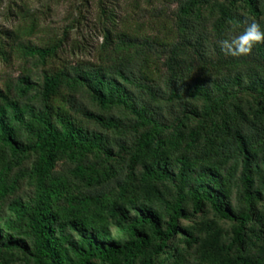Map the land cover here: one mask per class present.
Returning a JSON list of instances; mask_svg holds the SVG:
<instances>
[{"label": "trees", "instance_id": "16d2710c", "mask_svg": "<svg viewBox=\"0 0 264 264\" xmlns=\"http://www.w3.org/2000/svg\"><path fill=\"white\" fill-rule=\"evenodd\" d=\"M15 5L25 19L0 26V54L37 57L42 80L35 102L0 87V201L23 176L33 186L9 215L0 208V264L17 255L24 264H183L171 248L182 235L206 260L190 264H264V247L243 252L264 203V40L248 34L254 23L264 31L260 0H74L62 32L38 43L25 37L42 24L27 0ZM91 5L97 56L68 61L63 43L73 29L85 39ZM250 41L247 54H231ZM32 84L22 73L16 90ZM84 93L101 109L121 108L126 122L88 108ZM124 156L127 171L116 176L112 163ZM207 206L231 223L229 240L183 226Z\"/></svg>", "mask_w": 264, "mask_h": 264}, {"label": "rangeland", "instance_id": "374dc122", "mask_svg": "<svg viewBox=\"0 0 264 264\" xmlns=\"http://www.w3.org/2000/svg\"><path fill=\"white\" fill-rule=\"evenodd\" d=\"M18 0H0V26H8L13 27L25 18H23V13L19 12L18 7L15 5V2ZM74 0H27L28 7H30V13L35 15L39 22L42 24L38 29H36L33 33H28L25 38L30 39L34 43L39 42V38L47 37L52 31L62 32V28L69 22V16L67 12L71 10V4ZM261 3V21L264 23V0H260ZM47 5L50 7L48 8ZM176 7L175 3H172L170 8ZM241 12H246V9L241 4L238 6ZM85 15L83 23H81L80 27L82 32L85 34V39H81L80 33L76 30H72L69 33V39L63 43V53L68 61H76V60H90V58L94 55L96 58V50L99 49V45L101 43V38H95L93 34H89L90 31V23L93 21L95 9L93 5H91L88 10L82 11ZM86 23H89V26H86ZM236 34V33H235ZM91 35V36H90ZM238 35V34H236ZM80 39L79 45H86V50H79L76 48V44H74L77 40ZM88 42V45L87 43ZM62 46V47H63ZM92 47V48H91ZM91 50V51H88ZM119 51V50H118ZM118 51H110V58L112 59L115 53ZM120 52V51H119ZM93 60V59H92ZM58 62V61H57ZM41 62L37 57H22V56H12L10 61L6 62L3 60L2 55L0 54V87L6 88L8 87L11 93L21 101V102H35L36 91L38 85L41 83ZM22 73L28 75L29 80L33 83V88L27 91L26 94L18 93L16 90V86L20 81ZM78 99L84 103L88 108L94 110L95 112L102 113L103 115H113L124 122H126L127 114L121 108H111L109 110H104L96 106L89 100L87 94H78ZM240 106L248 115H252L253 104L251 99L248 96H241L239 98ZM163 108H168L170 106L169 103L163 104ZM176 109V106H173ZM166 110V113L168 114ZM93 128H98L102 132L103 129L97 127L96 125L91 124ZM108 136L118 137L119 134L114 131H108ZM124 138V137H122ZM126 143H129L128 138L126 139ZM115 150V149H114ZM34 156H29L25 158L20 164V170L26 171L32 165ZM127 156H124L121 160L116 158V160L112 163V168L116 173V176L120 174H124L127 171ZM232 164V163H231ZM235 163H233V174L236 175L238 170L237 166L235 167ZM67 165L64 163V160L61 159L57 163V169L65 170ZM15 170V169H14ZM113 181V178L110 179ZM113 182L110 186H106V189L113 188ZM236 187L233 186V190L231 192L232 200L235 202V205H238L237 195H236ZM86 186H70L71 192L78 193L79 191L85 190ZM33 194V186H30L29 180L27 177L23 176L20 178L16 189L12 194H8L2 201H0V208L3 215H9L10 211L8 209L9 203L17 197H21L22 199L28 200ZM117 195V192L115 193ZM260 218V219H259ZM257 221L252 222L249 225L250 233L249 237L246 240L245 247L243 248V252L246 255H251L252 253H256L260 248L264 247V203H262L260 207L259 215L255 218ZM182 224L184 227L191 228L195 233L199 236H206L211 234L213 231H217L219 233L220 239L224 242L229 240L231 236V223L227 220L218 218L214 212L210 209V207H205L204 211L201 214H198L196 218L191 220H182ZM111 229L114 231L115 227L111 225ZM184 236V235H182ZM179 236L174 243H172V247H175V253L179 252L181 254L180 259L183 264H190L191 262H203L206 261L203 255L197 251V245L188 246L184 242V238ZM14 264H24L20 255H17L14 260Z\"/></svg>", "mask_w": 264, "mask_h": 264}, {"label": "clouds", "instance_id": "9594fccd", "mask_svg": "<svg viewBox=\"0 0 264 264\" xmlns=\"http://www.w3.org/2000/svg\"><path fill=\"white\" fill-rule=\"evenodd\" d=\"M249 35L252 37V41L264 40V31L261 30L260 25L253 24L249 30ZM251 50V41L246 47L238 49L237 52H232L231 54H247Z\"/></svg>", "mask_w": 264, "mask_h": 264}]
</instances>
